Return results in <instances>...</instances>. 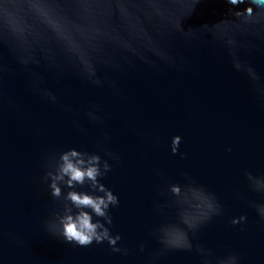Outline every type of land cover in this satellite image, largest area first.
<instances>
[{"label":"water","instance_id":"obj_1","mask_svg":"<svg viewBox=\"0 0 264 264\" xmlns=\"http://www.w3.org/2000/svg\"><path fill=\"white\" fill-rule=\"evenodd\" d=\"M227 7L223 0H200L182 26L197 29L214 23ZM174 50L184 57L183 71L167 66L153 71L137 62L114 74L119 96L77 79L57 81L46 76V85L61 103L73 108L64 113L35 95L22 71L0 49L10 63L9 73L0 81V94L10 101L0 105V264H145L157 248L148 231L161 219L151 205L156 187H163L154 168L170 182L181 180V171L187 172L224 205L225 214L200 232L199 243L216 255L234 251L241 264H264V223L245 201L233 196L238 191L248 199H260L247 190L242 170L264 175V103L219 47L186 45L177 39ZM245 58L264 77V52ZM94 103L103 109L110 150L121 160L103 180L120 199L119 207L112 210V230L121 234V244L130 250L143 241L142 253L130 251L125 257L106 244L77 247L43 230V221L54 207L40 182L43 157L69 147L99 152L93 140L71 125V120L79 119L89 136L98 137V130L83 119V112ZM176 134L182 137L179 151L186 153L184 159L168 148ZM149 137H157L158 142ZM229 147L231 152L226 151ZM240 214L247 215L246 224L228 223ZM7 233L16 239H8ZM159 264L200 262L194 252L172 251Z\"/></svg>","mask_w":264,"mask_h":264},{"label":"clouds","instance_id":"obj_2","mask_svg":"<svg viewBox=\"0 0 264 264\" xmlns=\"http://www.w3.org/2000/svg\"><path fill=\"white\" fill-rule=\"evenodd\" d=\"M223 2L228 7L221 19L185 29L182 21L200 0H0V49L6 50L12 65L22 71L26 86L64 113L73 108L61 103L46 85V76L57 81L77 79L119 96L114 74L137 62L153 71H160L161 66L183 71L184 57L174 50L177 39L186 45L207 43L222 49L232 69L247 79L264 103V77L245 58L264 52V0ZM9 71L10 63L0 52V81ZM5 103L10 101L0 94V105ZM83 119L98 130V137L89 136L79 119L71 120V125L93 140L99 152L69 147L45 154L40 182L54 207L43 221V230L77 247L106 244L121 256L135 250L142 253L146 248L143 241L130 250L121 244V234L112 230V210L119 207L120 199L103 180L121 160L110 150L111 136L104 130L102 107L92 104L83 112ZM149 139L158 142L157 137ZM181 143L179 134L172 135L168 148L170 154L184 159ZM153 172L163 185L156 187V198L151 201L153 212L161 219L148 231L157 248L145 258V264H159L161 257L172 251L194 252L200 264H241L238 253L229 250L216 255L198 242L200 232L225 214L216 193L187 172L181 171V180L174 182L158 168ZM242 175L247 190L260 199H248L238 191L233 196L245 201L264 223V175L247 170H242ZM247 219L246 214H240L228 223L243 226ZM6 235L16 239L12 233Z\"/></svg>","mask_w":264,"mask_h":264}]
</instances>
